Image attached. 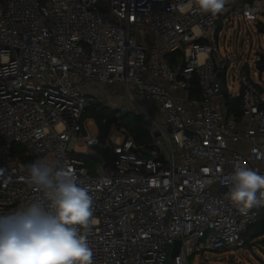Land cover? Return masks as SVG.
Instances as JSON below:
<instances>
[{
	"label": "built area",
	"instance_id": "built-area-1",
	"mask_svg": "<svg viewBox=\"0 0 264 264\" xmlns=\"http://www.w3.org/2000/svg\"><path fill=\"white\" fill-rule=\"evenodd\" d=\"M45 1L0 0V215L45 199L26 171L44 159L93 198V264H189L194 253L243 247L264 203L241 210L224 181L238 165L264 175V85L242 73L240 108H230L233 60L218 32L235 13L256 22L264 0H229L215 16L195 0ZM125 95L149 122L148 153L82 120L93 96L122 110ZM96 145L115 156L109 165Z\"/></svg>",
	"mask_w": 264,
	"mask_h": 264
},
{
	"label": "clouds",
	"instance_id": "clouds-1",
	"mask_svg": "<svg viewBox=\"0 0 264 264\" xmlns=\"http://www.w3.org/2000/svg\"><path fill=\"white\" fill-rule=\"evenodd\" d=\"M229 0H195L199 10L222 13ZM249 18H254L246 13ZM27 181L45 194L16 212L0 215V264H93L87 234L93 198L75 174L55 161L26 165ZM228 199L241 210L264 203V175L236 166L225 178Z\"/></svg>",
	"mask_w": 264,
	"mask_h": 264
},
{
	"label": "rangeland",
	"instance_id": "rangeland-1",
	"mask_svg": "<svg viewBox=\"0 0 264 264\" xmlns=\"http://www.w3.org/2000/svg\"><path fill=\"white\" fill-rule=\"evenodd\" d=\"M46 2V1H44ZM240 14H232V21L222 25L218 32V44L224 55H229L233 60V65L225 71V81L227 94L237 97L241 92L240 76L242 73L248 74L256 83L264 85V70L260 72L256 59L260 56V51H264V33H259L254 21L238 20ZM125 97V104L130 112L138 111L134 103ZM96 99L95 96L92 100ZM101 100V99H100ZM101 101L116 108V101L103 98ZM83 121H88L91 130L95 131L92 118L85 115ZM96 123V122H95ZM116 133L122 132V129H114ZM16 150L23 149L22 146H16ZM86 148H81L85 150ZM149 148L144 152L148 153ZM86 165L96 171L101 165V161L96 158H87ZM252 227L249 229L251 231ZM262 242L255 244L253 249L250 247L224 248L219 250L207 249L203 252L194 253L189 257V264H264V236L260 238ZM259 239V240H260ZM172 260L171 249L168 250L167 261Z\"/></svg>",
	"mask_w": 264,
	"mask_h": 264
},
{
	"label": "trees",
	"instance_id": "trees-1",
	"mask_svg": "<svg viewBox=\"0 0 264 264\" xmlns=\"http://www.w3.org/2000/svg\"><path fill=\"white\" fill-rule=\"evenodd\" d=\"M42 1L44 2L45 0ZM242 1L244 0H237V2ZM255 26L259 33H264V10L262 11L261 17L255 22ZM260 56L264 60V53H260ZM222 75L223 74H221V76ZM192 84L198 94L196 80L193 81ZM227 102L232 109L238 110L240 108V96H237L234 99L227 96ZM83 115L92 118L96 122L102 137H106L114 129H122L124 135L126 137L131 136L135 144L138 146L148 148L152 143L153 138L150 131V125L142 113L130 112L128 110L127 113L124 114L121 109L114 108L96 98L90 101V104L86 107ZM92 158L98 159L97 156H93ZM251 227L252 229L250 231L249 229ZM261 236H264V205L259 208V214L256 221L249 226L247 231L243 234V247H250L253 249L255 244L260 245L262 242L260 239Z\"/></svg>",
	"mask_w": 264,
	"mask_h": 264
},
{
	"label": "water",
	"instance_id": "water-1",
	"mask_svg": "<svg viewBox=\"0 0 264 264\" xmlns=\"http://www.w3.org/2000/svg\"><path fill=\"white\" fill-rule=\"evenodd\" d=\"M105 5H106V2L104 1L103 6H105ZM259 69H260V71L264 70V60L263 59L260 60ZM219 84H220V89L218 92L224 93L225 92V85H224V82L222 79H219ZM99 101H101V100H99ZM127 111H128L127 108L122 109V113H124V114L127 113ZM95 149L97 150L98 153L102 154V156L104 157L106 166L109 165L115 157L114 155L111 154L109 148H101L100 146L96 145ZM180 246H181V240L177 239L173 245V248L171 251V257L174 258L178 254Z\"/></svg>",
	"mask_w": 264,
	"mask_h": 264
}]
</instances>
